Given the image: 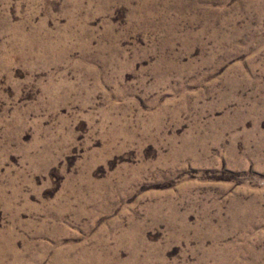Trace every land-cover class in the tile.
Wrapping results in <instances>:
<instances>
[{
  "label": "rangeland",
  "instance_id": "obj_1",
  "mask_svg": "<svg viewBox=\"0 0 264 264\" xmlns=\"http://www.w3.org/2000/svg\"><path fill=\"white\" fill-rule=\"evenodd\" d=\"M0 264H264V0H0Z\"/></svg>",
  "mask_w": 264,
  "mask_h": 264
}]
</instances>
